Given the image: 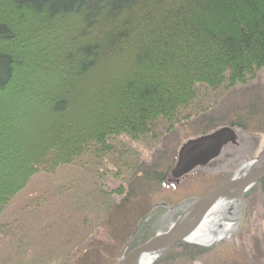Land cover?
Here are the masks:
<instances>
[{"label":"trees","instance_id":"16d2710c","mask_svg":"<svg viewBox=\"0 0 264 264\" xmlns=\"http://www.w3.org/2000/svg\"><path fill=\"white\" fill-rule=\"evenodd\" d=\"M260 71L264 0H0V211L39 170L157 140ZM158 229L139 219L129 251Z\"/></svg>","mask_w":264,"mask_h":264},{"label":"rangeland","instance_id":"374dc122","mask_svg":"<svg viewBox=\"0 0 264 264\" xmlns=\"http://www.w3.org/2000/svg\"><path fill=\"white\" fill-rule=\"evenodd\" d=\"M198 105L205 108L157 140L116 138L108 155L86 153L80 163L35 173L0 211V264H121L139 219L155 218L157 232L165 230L191 200L264 155V71L250 83L209 93ZM232 122L243 126H231L236 144L224 147L210 165L172 179L184 142ZM193 245L204 251L192 260L172 252L152 264H264L261 187L245 198L243 227L235 235Z\"/></svg>","mask_w":264,"mask_h":264},{"label":"water","instance_id":"95a60500","mask_svg":"<svg viewBox=\"0 0 264 264\" xmlns=\"http://www.w3.org/2000/svg\"><path fill=\"white\" fill-rule=\"evenodd\" d=\"M237 138L238 135L234 129L222 127L187 140L178 149L176 162L170 169V176L179 181L191 171L207 166L219 155L225 145L236 143ZM245 164L247 167L242 168ZM263 178L264 155L245 161L230 178L200 198L194 199L165 230L156 232L148 241L131 249L123 257L121 264H140V257L145 253L155 252L158 258L178 242L191 243L188 237L198 229L216 202L222 199L236 203V209L228 210L231 216L223 218V222L234 224L230 236L235 235L244 223L245 198L243 194Z\"/></svg>","mask_w":264,"mask_h":264},{"label":"bare ground","instance_id":"6f19581e","mask_svg":"<svg viewBox=\"0 0 264 264\" xmlns=\"http://www.w3.org/2000/svg\"><path fill=\"white\" fill-rule=\"evenodd\" d=\"M245 164L242 168H246ZM229 209H236V203L232 200L222 199L210 209L198 229L188 237L192 244H210L230 237L234 224L223 222V218L231 216ZM223 222V223H222ZM157 254L145 253L140 257V264H152Z\"/></svg>","mask_w":264,"mask_h":264},{"label":"flooded vegetation","instance_id":"af4514ba","mask_svg":"<svg viewBox=\"0 0 264 264\" xmlns=\"http://www.w3.org/2000/svg\"><path fill=\"white\" fill-rule=\"evenodd\" d=\"M237 139H238V138H237ZM236 143H237V140H236ZM236 143H229V144H227V145H230V144L233 145V144H236ZM227 145H225L224 147H226ZM224 147H223V148H224ZM222 150H223V149H222ZM222 150H221V152H222ZM221 152H220V153H221ZM219 155H220V154H219ZM219 155H218V156H219ZM218 156H217V157H218ZM217 157H216V158H217ZM216 158L213 159L208 165H210L211 163H213V162L216 160ZM193 200H194V199H193ZM193 200H191L190 203H192ZM190 203H189V204H190ZM178 211H179V210H178ZM180 211L182 212V210H180ZM180 214H181V213H180ZM180 214H179V215H180ZM162 229H163V228H162ZM165 253H166V252H165Z\"/></svg>","mask_w":264,"mask_h":264}]
</instances>
